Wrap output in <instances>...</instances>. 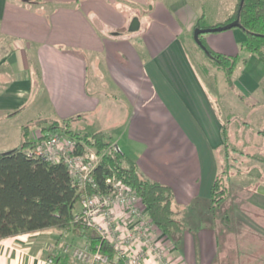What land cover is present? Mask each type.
Returning a JSON list of instances; mask_svg holds the SVG:
<instances>
[{
    "label": "crops",
    "instance_id": "0c3cea01",
    "mask_svg": "<svg viewBox=\"0 0 264 264\" xmlns=\"http://www.w3.org/2000/svg\"><path fill=\"white\" fill-rule=\"evenodd\" d=\"M168 1L0 0V153L21 145L25 126L35 141L54 121L83 133L98 125L143 176L172 187L177 211L195 201L208 207L224 163L240 162L236 173L230 168L228 187L256 210V220L249 218L264 242V63L247 53L230 85L210 64L201 71L189 46L201 17V27L229 23L241 0L217 7L215 0ZM204 36L213 50L244 56L243 28ZM32 99L47 110L21 122L10 144L6 121ZM159 237L173 244L175 264H187L172 238ZM66 243L84 245L87 238L54 228L7 237L0 240V264H60L56 256L66 255ZM67 256L68 264H82Z\"/></svg>",
    "mask_w": 264,
    "mask_h": 264
},
{
    "label": "trees",
    "instance_id": "16d2710c",
    "mask_svg": "<svg viewBox=\"0 0 264 264\" xmlns=\"http://www.w3.org/2000/svg\"><path fill=\"white\" fill-rule=\"evenodd\" d=\"M238 17L241 28L247 34L246 41L241 44L244 56L217 52L209 47L204 35H200L206 54L226 74L230 85H234V75L239 62H248L247 53L257 55L264 63V0H245L234 19ZM197 27H201L200 19L195 25V28ZM43 131H64L76 138L80 147L85 145L95 148L102 155L93 171L95 181L104 188L106 178L116 174L133 187L145 202L152 221L164 234L174 240L179 249L181 240L174 238V235L184 232L187 226L174 208L175 195L172 187L143 176L136 161L113 147V136L106 131L84 133L73 131L67 121H54L44 127ZM223 137L224 147L227 148L226 126ZM34 144L35 142L30 139V128L25 126L21 145L0 153V240L51 228L67 232L74 230L80 236H85L91 247L100 243L103 251L111 258L110 264H123L114 263L115 252L109 242L104 241L94 231L73 223V214L80 193L72 183L70 172L63 162L54 163L27 155L25 150L33 147ZM226 167L223 166L214 180L210 204L207 207V212H212L214 221L218 217L216 213L215 220L213 212L216 208L221 207L223 212L221 219L213 223L216 232L221 227L224 230L222 235L217 232L220 254L222 251L223 253L227 250V253L233 251L235 257L232 264H264V254L260 252H264V242L258 240L259 233L247 225L240 229L232 222L231 214L236 204L233 202L227 204L228 197L231 199V188L228 187L230 174ZM243 195L240 196V200L236 199L237 203L241 202V205L237 204V210L250 208L246 203L242 204ZM197 204L195 201L185 210L193 215L198 214ZM219 223L222 226L217 228ZM229 234L231 239L233 235L236 236L232 245L228 244V241L232 243ZM56 260L60 264H68L70 257L57 255ZM214 264H231V260L218 256Z\"/></svg>",
    "mask_w": 264,
    "mask_h": 264
},
{
    "label": "built area",
    "instance_id": "2783aa9c",
    "mask_svg": "<svg viewBox=\"0 0 264 264\" xmlns=\"http://www.w3.org/2000/svg\"><path fill=\"white\" fill-rule=\"evenodd\" d=\"M34 142L25 150L27 155L66 164L80 193L73 223L109 242L115 252L114 263L171 264L174 247L159 237L163 232L135 189L116 174L106 178L104 188L95 181L93 171L102 158L95 148L80 147L78 140L64 131H41ZM62 253L82 264L111 262L100 243L93 247L66 243Z\"/></svg>",
    "mask_w": 264,
    "mask_h": 264
},
{
    "label": "rangeland",
    "instance_id": "374dc122",
    "mask_svg": "<svg viewBox=\"0 0 264 264\" xmlns=\"http://www.w3.org/2000/svg\"><path fill=\"white\" fill-rule=\"evenodd\" d=\"M214 3L216 4V7H217L221 2H220V0H217V1L215 0ZM211 17H215V15L213 16V14H209L208 19H210ZM201 19L203 20L204 17H201ZM201 19H200V22L202 21ZM206 34H209V32L204 33L203 35H206ZM189 46L191 48V53H192L193 57L196 60L200 61V63H199L200 70L203 72H206L207 67L210 64V66L212 65L214 70L219 75H221L222 83H226V74H223L224 72L215 65V62L210 57H208L204 48L201 47L196 42L195 37H194V32H193L192 38L190 40ZM210 48H212V47H210ZM200 58H202V59H200ZM203 59L205 60V64L203 63V61H204ZM209 62H211V63H209ZM206 65H207V67H206ZM31 102H33V104H31V106L29 108H27L24 113H22L16 117H10V120L6 121V124H5L6 129L3 128V133L8 134L10 144L14 143L18 139V137H20L18 125H20L21 122H25L31 117L33 118V116L36 115V112L38 111V109L46 112L47 109L41 105L42 103L40 101L35 102L34 99H32ZM40 106H42V109ZM20 112H21V110L19 111V113ZM34 120H35V118L33 119V121ZM30 122H32V121H29L27 124L31 125L32 123H30ZM97 126L98 125H93L92 129L89 127L90 128L89 130L91 132H95ZM31 129L32 130L34 129V125L31 126ZM18 144L19 143H16V146H18ZM120 145H121V143H120ZM235 145H237V144H235ZM236 147H238V146H236ZM3 152H5V151H3ZM226 152H227V148H223V150H222L223 154H221V157L222 156L224 157ZM236 153H237L236 157H240V154H238V153H240V151L239 152L237 151ZM227 161H228L227 162L228 165L226 168H227V171H229V173L233 170H234V173H236V171L240 169V167H241V164H239L240 162L235 163V162H232L231 160H227ZM224 165H226V163H224ZM233 165L235 168L233 170H231L230 168ZM240 196H242L241 192L237 191V189L235 188L234 191L231 192V199H230V197H228V199H227V204H232V202L236 204L235 207H233L234 211L231 209L233 211V213L231 214L232 215V222L235 223L236 226L238 225L240 229H243L245 227L244 225H247L250 229L259 233V231H257V229H259V228L256 225H254V222L251 221V219L249 218V217H251V218L255 219V217L257 216L256 210L253 208H249L246 210L244 209L243 211L237 210L238 209L237 204L241 205V202H240V204L237 203L238 201L236 202V199L240 200ZM176 206L177 205L175 204L174 208L176 210H178ZM224 207H225V204H224ZM189 212H190V209H189ZM196 212L198 214L195 213L193 215L192 213L191 214L188 213V210H185V209L178 211L179 217L184 220V222L187 226V228L185 229L184 232L175 233V235H174V238H179L181 240V244L179 245V250H178L179 253L183 254L185 256L187 264H214L215 261L218 259V256H219V258L224 257L227 260H231V264H232L235 256L233 255L234 253H233V251L231 252V250L228 253H227L228 250L225 251L224 253L222 251V254H220L221 253V251H220L219 255H217L216 258L213 255L214 247L216 245V240H215L216 235H215V229H214L215 227H214L213 223L215 224V222H218L221 219L222 214H223L221 207L216 208V210L213 212L215 214V220H216V213H217L218 217H217L216 221H214V218L212 216V212H207V206L206 205L200 204V206L198 207ZM241 212H243V213L241 214ZM218 225L219 226L217 228L222 226V224H220V223ZM211 226L213 228H211ZM217 232L220 233V235H222L221 233H224V230L221 227V229L219 228V230H217ZM232 237H233V239H231V235L229 234V239H231L232 243H230L228 241V244H231V245L233 244V241L235 239L234 237H236V236L233 235ZM169 243H170L169 244L170 246L173 245L171 242H169ZM173 243H174V240H173ZM219 250H221V249H219ZM260 252H262V251H260ZM171 255H172L171 264H175V258L176 257H174L173 252L171 253ZM235 255L238 256V254H235ZM212 257L215 259H214V262L211 263V261H213V259L211 260ZM234 263H235V261H234Z\"/></svg>",
    "mask_w": 264,
    "mask_h": 264
},
{
    "label": "water",
    "instance_id": "95a60500",
    "mask_svg": "<svg viewBox=\"0 0 264 264\" xmlns=\"http://www.w3.org/2000/svg\"><path fill=\"white\" fill-rule=\"evenodd\" d=\"M244 2L245 0H241L239 9L243 7ZM135 21H138V20H135ZM234 27H241L239 17L223 25H218V26H213V27H197L194 30V37H195L196 42L201 47L205 48V46L203 45L200 39L201 34L208 33V32H220V31L231 29Z\"/></svg>",
    "mask_w": 264,
    "mask_h": 264
}]
</instances>
